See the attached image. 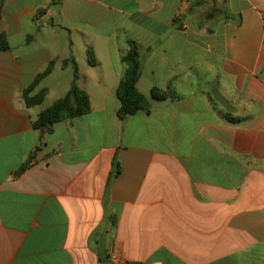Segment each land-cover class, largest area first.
Wrapping results in <instances>:
<instances>
[{"label": "crops", "instance_id": "obj_1", "mask_svg": "<svg viewBox=\"0 0 264 264\" xmlns=\"http://www.w3.org/2000/svg\"><path fill=\"white\" fill-rule=\"evenodd\" d=\"M0 38V264H264V0H0ZM127 40L169 96L121 120ZM69 58L90 111L34 129Z\"/></svg>", "mask_w": 264, "mask_h": 264}, {"label": "trees", "instance_id": "obj_2", "mask_svg": "<svg viewBox=\"0 0 264 264\" xmlns=\"http://www.w3.org/2000/svg\"><path fill=\"white\" fill-rule=\"evenodd\" d=\"M45 11H40L43 14ZM128 49L122 56V62L125 65L124 74L118 84L116 95L119 100V108L117 116L123 120L138 111L148 112L150 100H164L169 96L168 92L153 88L150 91L149 99L141 95L136 89V83L141 75V63L139 57L138 45L127 40ZM2 38H0V50L4 49ZM87 61L90 66L95 64V58L91 50H87ZM53 62H51L46 69L40 73L34 82L24 89L22 98L26 107H34L40 105L46 94V89H41L38 93L31 95L33 89L46 77L52 70ZM62 67H71L72 82L66 94L56 100L45 110L41 111L35 120L32 122L34 129L50 130L59 122L79 118L90 111L89 98L87 94L81 90L77 85L78 67L73 58L66 59L62 62ZM234 120L233 118H229Z\"/></svg>", "mask_w": 264, "mask_h": 264}, {"label": "rangeland", "instance_id": "obj_3", "mask_svg": "<svg viewBox=\"0 0 264 264\" xmlns=\"http://www.w3.org/2000/svg\"><path fill=\"white\" fill-rule=\"evenodd\" d=\"M55 25H56V23H55ZM55 25H54L53 28H55ZM58 34H61V35L63 36V32H59V30H57L56 38H57L58 40H61V39H59ZM64 35H65V34H64ZM62 40H63V39H62Z\"/></svg>", "mask_w": 264, "mask_h": 264}, {"label": "water", "instance_id": "obj_4", "mask_svg": "<svg viewBox=\"0 0 264 264\" xmlns=\"http://www.w3.org/2000/svg\"><path fill=\"white\" fill-rule=\"evenodd\" d=\"M47 24H50V21H48V23Z\"/></svg>", "mask_w": 264, "mask_h": 264}]
</instances>
